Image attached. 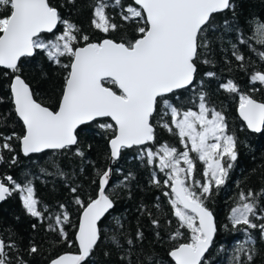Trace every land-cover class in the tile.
Instances as JSON below:
<instances>
[{"label": "snow or ice", "instance_id": "snow-or-ice-1", "mask_svg": "<svg viewBox=\"0 0 264 264\" xmlns=\"http://www.w3.org/2000/svg\"><path fill=\"white\" fill-rule=\"evenodd\" d=\"M68 2L75 4L76 0ZM109 8H119L123 21L137 25L134 38L108 35L121 27L106 12ZM235 8L234 0H132L129 4L124 0H95L92 25L106 35L102 40L92 41L78 25L65 19L51 0H0V66L4 76L11 75L10 98L15 114L24 125L23 135H0L3 140L0 163L5 162L4 150L14 151L10 143L13 138L20 142L25 156L77 146L76 154L83 157L77 130L98 118H110L114 122L99 126L113 133L109 158L115 160L122 149L154 142L158 123H154V116L160 114L163 120L170 113L171 124L165 121L162 127L170 133L176 132L184 150L163 143L158 150L148 148L143 154L149 164L158 160L159 171L166 178L161 182L153 173L151 183L168 189L163 195L168 197L171 214L177 220V227L168 239L179 242L170 247L167 256L174 264H204L217 233L216 219L208 202L228 179L232 162L237 160L238 140L235 132L229 130L223 112L209 106L206 93L199 94L198 110H181L166 97L194 84L203 54L200 50L208 46L205 33L212 27L214 14L226 10L235 13ZM59 25L63 29L57 34ZM252 27L251 40L264 46V21L254 19ZM240 42L248 43V38ZM232 47L236 60L244 61L245 56L237 46ZM37 51H43L51 63L66 70L55 106L41 101L23 75L22 58L32 57ZM258 56L264 60V51L258 52ZM203 63L211 61L205 59ZM206 75L211 77L215 73ZM250 79L264 84V72L255 71ZM222 87L229 93H240L232 80ZM161 106L165 111H160ZM239 115L248 129L257 133L264 130V102L240 93ZM197 160L204 165L201 179L197 178ZM11 163H16L15 156ZM112 171L111 167L97 170L100 179L96 198H75L82 210L75 238L78 250L58 255L50 264H86L94 254L103 239L100 222L115 208L114 194L106 192ZM70 190L77 193L76 187ZM13 192L21 194L23 206L31 216L44 218L47 206L38 209L41 202L35 197L31 180L22 185L12 176L0 177V201ZM262 198L264 189L259 193L240 192L231 208L228 219L232 226H240L247 233L245 241L234 250L233 264H254L257 241L249 230H258L259 239L264 241ZM64 207L60 205L61 209ZM147 214L151 216V212ZM48 219L54 220L49 229L67 240L65 224L70 221L69 213L63 211ZM116 222L120 224L118 218ZM151 222L157 228L161 226L158 219ZM165 224L171 225L172 221L166 220ZM182 229L187 231V236ZM156 235L162 239L159 232ZM143 239L144 233L138 230L135 241ZM112 242L120 246L116 236ZM126 243L133 246L134 239H127ZM15 247L14 242L0 238V264H13L9 252ZM38 251L35 244L28 249L29 255ZM242 256L246 258L243 262ZM121 260L133 264L131 248ZM16 264L28 262L19 258ZM135 264H163V261L148 256Z\"/></svg>", "mask_w": 264, "mask_h": 264}, {"label": "trees", "instance_id": "trees-1", "mask_svg": "<svg viewBox=\"0 0 264 264\" xmlns=\"http://www.w3.org/2000/svg\"><path fill=\"white\" fill-rule=\"evenodd\" d=\"M51 3L59 9L65 19L78 25L92 41L105 38L106 34L92 25L95 0H76L75 4L69 3L68 0H51ZM124 3H132V0H124ZM234 3L235 13L226 10L214 14L212 27L205 33L208 46L200 50L203 54L197 64L193 86L166 97L181 110L189 108L198 110L199 94L206 93L209 106L223 112L229 130L235 132L238 140L237 160L232 162L228 179L208 202V207L216 218L217 233L204 264H233L234 250L245 241L247 233L240 226L235 228L232 226L228 219L231 208L235 206L240 192L247 193L252 190L259 193L264 189V130L259 134L250 132L238 115L240 93L250 94L256 100L264 102V84L252 82L250 79L255 71L264 72V60L258 56V52L264 51V46L251 40L252 21L254 19L264 21V0H234ZM106 12L121 26L120 30L108 35L113 38L126 36L129 39L137 35L135 33L137 25L123 21L119 8H109ZM62 29L63 25H59L57 34ZM244 38H248V43L240 42ZM233 44L237 46L239 53L245 56L244 61L236 60ZM205 59L211 63H203ZM62 60L68 62L66 58ZM21 67L24 77L31 84L37 97L46 105L55 106L59 100L66 70L51 63L43 51H37L32 57L23 58ZM3 72L4 69L0 68V135L4 137L12 133L23 135L24 125L15 114L14 104L10 98L11 75L6 77ZM208 72L215 75L207 76ZM42 73L47 74L46 78ZM228 80L239 86L240 93H229L222 87ZM113 90H116L115 86ZM160 111L165 109L161 106ZM165 121L171 124L170 113L164 116L163 120L160 119V114H156L154 123H158L155 141L146 147L122 150L120 158L114 162L107 192L114 194L115 208L100 223L103 239L86 264H125L121 256H126L129 248L132 249L133 264L136 260L144 261L148 256L159 257L163 264H174L167 256V251L179 242L168 239L177 227V220L171 214L168 197L163 195L168 189L151 183L153 173L161 182L166 177L159 171L158 160L149 164L147 156L143 154L147 148L158 150L163 143L175 146L180 151L184 149L176 132L170 133L162 127ZM108 123L112 121L96 120L77 131L78 147L84 152L83 157L76 154L77 146L70 150L24 156L20 142L15 138L10 141L14 151L4 150L5 162L0 163V177L12 176L22 185L31 180L35 197L41 202L38 209L47 206L43 219L33 217L24 208L19 192H13L0 205V238L15 243L16 247L9 252L13 264H16L19 258L28 264H50L58 255L77 252L75 238L82 210L75 203V198L79 196L87 200L98 195L100 177L97 170L102 171L109 166V140L113 135L110 130L99 125ZM2 143L3 140H0V144ZM191 154L195 157L194 153ZM13 156L16 157L15 164L11 163ZM203 168V162L197 160L198 179L202 178ZM72 187L77 188V193L71 192ZM60 205L65 207L61 209ZM63 211H67L70 217V221L65 224L67 240H63L58 232L48 227L50 223L54 224V220H49L48 217H54ZM148 212H151V216L147 214ZM117 218L120 224H117ZM153 219L160 220L159 228L152 224ZM166 220H171L172 224H165ZM33 225L36 227L33 228ZM138 230L144 233L143 241H135ZM181 231L188 235L186 230ZM249 231L257 241L254 246L257 250L254 264H264V241L259 239L258 230ZM157 232L162 239L157 237ZM113 236L119 240V247L112 242ZM130 238L134 239L133 246L126 243ZM69 241H72L71 245ZM32 244H35L39 251L29 255L28 249ZM105 252L109 255L106 256ZM245 259L241 257L242 262Z\"/></svg>", "mask_w": 264, "mask_h": 264}, {"label": "water", "instance_id": "water-1", "mask_svg": "<svg viewBox=\"0 0 264 264\" xmlns=\"http://www.w3.org/2000/svg\"><path fill=\"white\" fill-rule=\"evenodd\" d=\"M58 28H59V26H58ZM58 30V29H57ZM23 59V58H22ZM0 68H2V66H0ZM3 69V68H2ZM195 82V81H194ZM193 86V85H192ZM192 86H189V87H192ZM188 87V88H189ZM186 89V88H185ZM180 90H183V89H180ZM180 90H176L175 92H177V91H180ZM172 94V93H171ZM171 94H167V96H170ZM261 102V101H260ZM238 115H239V109H238ZM239 117H240V115H239ZM19 118V117H18ZM101 119H109V120H111L110 118H98L97 120H101ZM240 119L243 121V119H242V117H240ZM22 122V121H21ZM92 122H94V121H91V122H88L87 124H90V123H92ZM244 122V121H243ZM23 123V122H22ZM112 123H114L113 121H112ZM87 124H85V125H87ZM244 124L246 125V122H244ZM82 126H84V125H82ZM82 126H80L79 128H78V130L82 127ZM246 127H247V125H246ZM77 130V131H78ZM250 132H252V133H255V134H259V133H261V132H259V133H257V132H254L253 130H251V129H248ZM150 143H152V142H148L146 145H141V146H133V147H131V148H134V147H139V148H142V147H146V146H148V144H150ZM109 146H110V144H109ZM74 147V146H73ZM131 148H125V149H131ZM122 150H124V149H122ZM122 150H121V152H122ZM47 151H56V150H51V149H48V150H45L44 152H47ZM21 152H22V150H21ZM44 152H41V153H31V154H29V155H27V156H30V155H37V154H42V153H44ZM22 154H23V152H22ZM24 155V154H23ZM25 156V155H24ZM120 156H121V154H120ZM120 156H119V158H120ZM119 158H117V159H115V160H111L110 159V161H109V166H108V168L109 167H111L112 169H113V164H114V162L115 161H117ZM111 177H112V173H111V176H110V180H111ZM110 182V181H109ZM107 189H108V187L106 188V192H107ZM7 199V198H6ZM6 199L4 200V201H0V205L1 204H3L5 201H6ZM112 211V210H111ZM110 211V212H111ZM108 214H106V216H107ZM214 217H215V215H214ZM105 218H102V220H101V222L104 220ZM216 219V218H215ZM100 222V223H101ZM217 224V223H216ZM77 233V232H76ZM215 237H216V235H215ZM215 237H214V239H215ZM77 243V242H76ZM77 246H78V244H77ZM211 249V248H210ZM210 251V250H209ZM209 253V252H208ZM208 253H206V256H207V254ZM88 260V259H87Z\"/></svg>", "mask_w": 264, "mask_h": 264}, {"label": "rangeland", "instance_id": "rangeland-1", "mask_svg": "<svg viewBox=\"0 0 264 264\" xmlns=\"http://www.w3.org/2000/svg\"><path fill=\"white\" fill-rule=\"evenodd\" d=\"M147 149H148V148H147ZM183 150H184V149H183ZM183 150H182V151H183ZM190 155H192V154L190 153Z\"/></svg>", "mask_w": 264, "mask_h": 264}]
</instances>
